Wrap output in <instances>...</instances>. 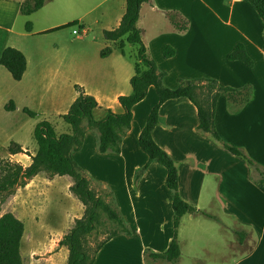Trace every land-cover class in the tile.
Returning a JSON list of instances; mask_svg holds the SVG:
<instances>
[{
  "label": "crops",
  "instance_id": "1",
  "mask_svg": "<svg viewBox=\"0 0 264 264\" xmlns=\"http://www.w3.org/2000/svg\"><path fill=\"white\" fill-rule=\"evenodd\" d=\"M24 1L19 0L12 17L0 20V58L7 47L20 51L26 58V70L18 82L0 64L1 101L12 102L16 107L14 111L6 112L23 114L29 119L22 111L28 109L38 115L35 119H45L47 115L58 118L68 113L78 96L75 86H79L98 104L93 110L96 121L103 120L109 112L123 114L118 99L132 93L130 80L134 75L132 57L136 47L133 49L126 45L124 56L114 43L104 39L103 32L119 26L125 14L126 0H92L91 9L85 12L81 8L76 11V4L72 1H59L53 11L48 12L47 4L55 3L54 0L47 1L40 10L24 19L32 20L31 32H26L21 24L20 27L17 25L19 17L24 16L20 13V5ZM107 1H111L109 6L92 16V12ZM217 2L214 1V8L210 7V0H149L140 9L137 27L142 33L148 56L166 74L163 79L165 87L175 89L179 80L212 79L220 86L234 89L249 86L251 89L248 102L242 105L233 104L221 96L215 108L214 125L222 141L241 150L253 166L200 132L197 129V110L185 98L169 100L160 107L159 122L152 133L154 142L176 162L181 198L215 217L218 222L201 214H188L183 218L203 216L214 221L225 236L232 237L230 244L235 245L240 253L244 250L243 245L234 240L230 227L243 230L238 226L243 221L246 225L244 231L252 234L251 223L244 222L241 210L245 207L254 215L264 210V30L261 20L256 19L254 10L245 0ZM196 3L215 13H222L217 21L226 29L196 27L190 17ZM171 12L178 13L188 22L186 31L174 29L168 18ZM35 14H38L36 18ZM69 23H76L74 27H78L83 35L74 40L66 39L65 29L57 28ZM148 29L152 33L150 37L145 36ZM237 44L244 45L247 55L253 60V68L227 60ZM165 45L174 48V57L163 58L162 47ZM106 48L111 52L103 58L101 52ZM216 55L224 57L227 72L235 73L233 80H218L202 71L200 66L210 65ZM157 103L154 89L149 88L144 100L132 109L130 128L121 136L119 153H100L98 133L88 129L82 148L73 154L74 161L86 175L113 195L123 221L131 230V234L119 235L107 242L98 252L94 264H146L145 250L162 253L173 237V227L170 226L173 220L171 192L165 185V169L152 162L135 181L136 172L148 162V157L139 147L138 138ZM60 124L59 121L54 123L56 132ZM15 146H19L24 153L8 154L10 161L28 167L36 150L30 152L17 144L12 147ZM40 174L23 189L29 197L19 201L18 205L24 207L25 212L17 211L14 203L17 204L20 198L14 196L10 202V213L21 217V221L32 220L29 224L33 226L40 225L41 229L38 228L33 236L42 234L46 239L54 232L59 237L56 239L58 248L59 241L82 216L71 218L65 203L72 198L76 200L69 191L71 179L54 176L45 179L42 186L32 191L31 186L39 181L36 179ZM61 191L68 192V197L62 196ZM46 195L55 201L50 202L55 209L61 204L66 205L68 220L62 232L54 229L44 231L43 215L47 213H42V221L34 215L41 212L36 198ZM78 204L79 210L84 212L82 204ZM204 205L222 212L219 215L209 213L202 208ZM29 211L33 214H28ZM54 217L53 213L46 216V220L53 221ZM59 252L65 253L67 261V249L60 248Z\"/></svg>",
  "mask_w": 264,
  "mask_h": 264
},
{
  "label": "trees",
  "instance_id": "2",
  "mask_svg": "<svg viewBox=\"0 0 264 264\" xmlns=\"http://www.w3.org/2000/svg\"><path fill=\"white\" fill-rule=\"evenodd\" d=\"M50 0H25L20 5V13L29 16L40 10L45 2ZM149 0H126V10L119 26L111 31H104L103 37L106 41L115 44L119 52L126 56L124 50L126 45H133L136 51L132 57L134 75L130 80L132 93L129 96L119 97L118 101L124 113L116 115L111 112L101 120L96 121L93 110L98 106L96 100L85 94L79 87L75 86L78 94L71 105L68 113L58 117L59 122L67 125L68 132L58 134L54 126L48 121L39 122L33 132V138L37 148L31 163L23 167L19 163L9 160L0 162V205L4 197L13 194L14 187L19 181L27 182L40 173H46L49 177L67 176L71 179L70 192L79 200L84 208L80 219L75 220L72 228L62 237L58 246L66 248L68 257L66 264H94L98 252L112 238L119 235H129L121 214L119 213L114 199L107 203L95 190L94 181L77 165L73 154L82 148L84 136L88 129L96 130L98 133V151L100 153H119L121 136L130 128L132 120V109L144 100L149 88H153L158 103L150 111L145 125L139 135L138 144L141 151L148 157V162L135 174L137 182L143 172L152 162L162 166L166 171L165 185L171 192V207L173 211V237L162 253L152 254L154 258L165 260L174 264L180 257V247L177 241L178 230L181 219L188 214H201L218 222V219L196 209L186 203L178 191V169L176 162L153 140L152 133L159 122V109L169 100L185 98L189 100L197 110V129L209 135L214 141L220 143L230 154L245 160L248 164L253 162L237 147L230 146L222 141L215 125L214 113L218 99L223 96L236 105L248 102L251 89L244 86L240 89L220 86L215 80H179L175 89L164 86L163 79L166 74L160 71L154 61L148 56L147 50L142 42V33L137 27L140 9ZM261 20L264 30V0H245ZM168 18L178 32L187 30L188 22L182 19L178 13H168ZM76 23H69L58 30L74 27ZM26 32H31L32 25L28 22L25 26ZM55 31V30H53ZM51 31V32H53ZM111 50H102L103 58L110 54ZM173 47L165 45L162 47L164 59L174 57ZM229 62H240L247 68H253V60L247 55L243 44H237L233 51L227 56ZM0 64L11 75L16 82L20 81L26 70V58L18 50L7 47L0 58ZM6 111H14L16 107L9 102ZM30 118L38 115L28 109H23ZM60 122V123H61ZM10 155L24 153L19 146L9 147ZM111 197V193L106 194ZM1 212V210H0ZM102 214H106L108 220L120 227L122 232L112 231L95 245L88 241L91 234L100 223ZM24 234V224L12 213L0 214V264H23L20 246ZM239 234L240 238L243 236Z\"/></svg>",
  "mask_w": 264,
  "mask_h": 264
},
{
  "label": "rangeland",
  "instance_id": "3",
  "mask_svg": "<svg viewBox=\"0 0 264 264\" xmlns=\"http://www.w3.org/2000/svg\"><path fill=\"white\" fill-rule=\"evenodd\" d=\"M59 1L65 3H70L72 1L76 4V11L81 8L83 12L91 9L93 4L92 0H54L53 3L55 4H47L46 7H48V12H52L55 8L56 3ZM214 1L216 2V4L218 3V0H210V7H214ZM18 2L19 0H0V20L12 17L14 14V7L18 4ZM110 3L111 1L103 3L98 10L92 12V16L100 13L102 9H106ZM219 14L222 13H220L219 11L215 13V11H210L207 7L199 6L196 3L190 17L191 19L193 18L196 27L198 25L200 26V29H204L205 27H207L208 29V26L212 27V29H226L217 21V17ZM37 15L38 14H35L34 17L36 18ZM254 16L259 20L255 13ZM25 18L26 16L19 17L20 20L17 23L19 27L20 24L22 27H25L28 22H32V20L29 19L24 20ZM64 29L66 33L65 37L68 40H74L77 37L72 35V30H78V36L82 34V32L79 31L78 27H67ZM91 29L95 28L92 27ZM151 35L152 33L148 29L145 36L150 37ZM129 46L133 47V49L135 47L133 45ZM127 51H130L129 48L127 49ZM225 67V59L221 55H216L214 61L210 65L200 66V68H203L202 71L205 70L204 73L208 74L212 78L218 80H222L224 78L226 81L233 80V78L235 77V73L227 72L228 70ZM7 104L8 101H1L0 97V162L6 160L10 161L8 156V149L9 147L14 146V144L22 145L28 151L34 152L37 148L36 142L33 138V130L35 126L41 121H48L54 126V123L59 121L57 117H53L50 115H47L45 119L41 120L35 118L27 119L23 114L6 112L4 107ZM56 130L58 134L66 133L67 125L61 122L60 126H58ZM25 154L29 155V152H26ZM49 178L52 177H49L46 173L40 174L39 178L36 179L39 181L31 186L33 187L32 191L37 187L42 186L45 179ZM28 182H30V180L27 182L19 181V183L13 189V194L4 197L3 203L0 205L1 215L11 211L12 206L10 202L12 201L14 196H18L20 198V200L17 201V204L16 202L14 203V206L17 207V211H20V213L25 212L26 209L22 206H19L18 203L19 201L22 202L29 197L26 193H23V189ZM93 186L107 203H112L114 199L113 195L111 194V197H107L106 194L109 193L107 189L103 188L102 185L96 181H94ZM61 195L66 198L69 194L66 191H61ZM241 198H243V196H241ZM36 199L38 209L41 211L40 213L38 212L39 214H34L37 219L40 218L42 221V213H47L46 216H50L53 213L55 214V217L52 218L53 221H47L46 216L43 215V218L45 217L42 225L44 227V231L48 229H54L57 232H62V229L64 228V225L68 220V214L66 210L67 208L65 207V203L68 205V209L71 212V218L72 216L79 217L83 214V210H79V200L77 198L76 200L78 201V203L73 198L72 200L65 199V203L59 205V207H57L56 209L50 203L54 200L48 199L47 195L44 197L39 196ZM24 205L26 206V202L24 203ZM44 208L45 210H43ZM202 208L212 214L219 215L220 212H222L217 208L209 209L208 206L205 205ZM28 214L32 215L33 212L29 211ZM241 214H243L242 217L244 218V222L249 221V223H251L253 232L251 234V232H247L246 230V232L244 231L246 225L243 223V221L238 225L242 227L243 230L230 227L232 229L230 233L232 234L234 240L243 245L244 250L240 253L239 251H237V249L234 248L235 245L232 246L230 244V242L233 241L232 237L230 235L225 236L222 233L221 227H219L214 221L204 218L203 216H186L185 218L181 219L177 238L180 247V257L174 264H264V210H260L256 212V215H254L244 207L241 210ZM250 214H252L253 216H251ZM16 218L22 220L19 216ZM226 221L228 224H230L229 220ZM22 222L24 223V234L21 241L20 253L23 264H66L64 255L65 253L59 252V249L62 247L58 246L57 248L56 246V239L59 238L58 235L52 232L46 239L42 234L33 236L38 228L41 229V226H33V224H29L32 223V220ZM170 226L172 227V224ZM126 227L131 234L130 227L127 224ZM112 231H118L119 233L122 232L119 226H117L114 222L108 220L106 214H102L99 225L91 234L88 241L93 246L97 242L104 239L107 234ZM237 233H241L243 236L240 238L239 234ZM246 246L247 248H245ZM144 254L146 256V264H169L163 259L154 258L153 256H151L154 253L150 250H145Z\"/></svg>",
  "mask_w": 264,
  "mask_h": 264
},
{
  "label": "built area",
  "instance_id": "4",
  "mask_svg": "<svg viewBox=\"0 0 264 264\" xmlns=\"http://www.w3.org/2000/svg\"><path fill=\"white\" fill-rule=\"evenodd\" d=\"M72 35H74V36H78V35H79L78 30H72Z\"/></svg>",
  "mask_w": 264,
  "mask_h": 264
}]
</instances>
